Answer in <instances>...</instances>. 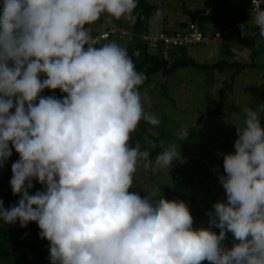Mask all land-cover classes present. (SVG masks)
I'll list each match as a JSON object with an SVG mask.
<instances>
[{"label": "clouds", "instance_id": "obj_1", "mask_svg": "<svg viewBox=\"0 0 264 264\" xmlns=\"http://www.w3.org/2000/svg\"><path fill=\"white\" fill-rule=\"evenodd\" d=\"M136 8L137 0L0 3V167L12 149L19 154L9 181L19 199L8 208L0 200V222H36L50 264H264V104L242 110L235 151L222 154L226 202L214 203L208 227H193L183 200L130 191L138 162L153 170L183 162L178 141L189 130L178 129L154 161L129 144L142 120L160 121L143 109L144 77L127 51L97 46L86 25L101 16L135 24ZM239 27L264 40V7ZM33 180L43 190L30 195ZM229 232L235 242L225 248Z\"/></svg>", "mask_w": 264, "mask_h": 264}, {"label": "rangeland", "instance_id": "obj_2", "mask_svg": "<svg viewBox=\"0 0 264 264\" xmlns=\"http://www.w3.org/2000/svg\"><path fill=\"white\" fill-rule=\"evenodd\" d=\"M147 1L162 6L161 9L151 15L148 29V33L151 35L158 34L166 29H178V24L186 22L193 11L204 10L211 14L217 13L221 4V0ZM123 24V18L112 20L101 16L100 20L92 25H86V27L90 32L94 33L104 30L109 25L122 27ZM200 29L208 37L212 38L216 31L222 33V37L220 40H210L206 44L189 45L186 52L196 62L210 64L219 59H224L227 62H237L241 65L249 64L253 61L254 66L237 70L234 75L232 89H226L221 93V87L230 81V77L235 70L217 71L200 70L192 67L178 68L168 78L165 94L160 88L162 78L160 72L151 77L149 84L139 86L138 92L141 96L144 111L155 115L160 123L157 126H151L142 120L139 126L144 131L137 126L135 132L132 133L133 138L129 141L130 146L140 142L141 146L150 152L153 147L163 149V147L176 139L175 133L178 129L189 128V130L188 137L178 141L183 162L177 160L173 162L169 169L165 167L156 170H153L151 166L145 168L144 161L138 162L130 191H136L143 196L156 190L157 194H163L166 198V194L160 189V186L164 184L172 189L176 183L178 184L176 192L180 200H183L191 210L199 209L202 212L209 213L212 211L216 201L226 202L225 191L219 179L214 185H210V189L205 188L208 185V181L199 188H196L195 185L204 176V169L209 168L211 164H215V162H211V157L214 154H221L220 157L223 160L222 141L232 130L236 129V125H243V108L245 106L255 108L256 104L264 103V51L256 54L252 59L250 50L238 44L235 35L231 31L226 32L222 24L203 23L200 24ZM251 32L256 35L258 40H261L258 28H254ZM113 41L126 50V41L125 39L122 40V38L113 37L110 40H102L97 46ZM163 48L165 56L174 57L180 53L178 48ZM158 49H160L158 45L149 44L150 53L155 54ZM40 78L43 80L46 75L40 74ZM52 91L53 89H44L40 95H48ZM65 95L66 93H61L60 91L61 98ZM221 97L220 114L201 117L202 113L215 110L220 103ZM10 112H14V109H11ZM237 138L238 136L229 141L225 153L235 151L234 142ZM155 156L150 159L154 161ZM9 159L3 167H0V180L6 173ZM191 165L194 166L197 173L191 174L192 171L186 170ZM210 168L213 169V167ZM222 174H224V171L221 172ZM209 181H212V179L210 178ZM33 184L38 183L33 180ZM38 190H43V186L33 187L29 190V194H34ZM1 192L2 190H0ZM9 205L11 204L4 203L5 208H8ZM208 222L206 216H202L197 219L193 227H208ZM3 225L11 229L21 227L19 221L15 224ZM28 225L39 229L36 222H29ZM212 230L217 234L219 233V230L215 227ZM234 242L233 236L229 232L226 233V237L221 244L225 248H230ZM5 248L15 255L25 253L22 246L15 248L8 243ZM9 259L11 264L22 262L21 259L18 260L17 257L13 256ZM0 264H8L7 259L0 257ZM201 264H210V262L205 260Z\"/></svg>", "mask_w": 264, "mask_h": 264}, {"label": "trees", "instance_id": "obj_3", "mask_svg": "<svg viewBox=\"0 0 264 264\" xmlns=\"http://www.w3.org/2000/svg\"><path fill=\"white\" fill-rule=\"evenodd\" d=\"M0 3H2V0H0ZM161 8L162 6L160 4L157 5L152 4L147 0H137V8L134 11V15L136 16L135 24H130L127 20L124 19V24L121 27V28H125L131 33L130 39L126 36L124 37L119 35H110L108 38L105 39V40H110L113 37L117 39L122 38V40L125 39L126 51L128 56L131 58L135 66V69L143 74L144 80L141 86L149 84L151 81V77L154 74L160 72L162 76L160 81V88L163 90V94H165L168 78L171 75H173L178 68L181 67H192L200 70H217V71L235 70L230 77V81L225 83L221 87L220 89V93H221L226 89L229 90L232 89L234 75L237 70H242L245 67L254 66L253 61L249 64L241 65L237 62H227L224 59H219L216 62L210 64L198 63L187 54L186 50L188 47L168 46L165 45L162 41H158L157 43L153 44V45H158L160 48L158 49L157 53L155 54L150 53L149 44L151 43L141 39V36L151 35L148 33L151 15L154 12H157ZM249 8H250V4L248 0H221L220 9L217 13L211 14V13H207L204 10L193 11L190 13V16L186 22H180L178 24V29H166L160 33L171 34V33L183 31L191 22L196 23L199 29H200V24L203 23L222 24L226 32L231 31L235 35L236 42L238 44L250 50L251 52L250 57L253 59L256 56V54L264 51V40H258L256 35L252 34L251 31L255 27L249 28L247 30L246 35L241 36V29L239 26L242 23L245 24V26H247ZM109 27H118V26L109 25L105 27L104 30L108 29ZM94 33H98V32H94ZM163 47L178 48L180 53L174 57L165 56L163 53L164 51ZM221 100L222 97L220 98V103L215 110L202 113L201 117L220 114L221 106H222ZM260 122H261V126L264 127V113H261ZM138 128L144 131V129L139 125ZM237 136H238L237 131L236 129H234L230 134H228L224 138V140L222 141V148H223L222 154L226 152V147L228 146L229 141ZM9 147L11 148V143H9ZM161 150L162 149L153 147V150L150 152L151 153L150 158L156 155ZM220 156L221 154L216 153L214 154L213 157H211V162L213 163L215 162V164H211L210 167H213V169L215 168L216 170L213 171V169L210 167L204 169V176L199 181V183L195 185L196 188L203 186L208 181V185H206L205 188L210 189V185H214V183L218 180L219 175H221V172L224 171V170L222 171L223 160L221 159ZM18 159H19V154L16 153L14 149H12V155L10 156L9 165L7 167L6 173L0 180V188H1L0 190H2V192L0 193V200H2L4 203L7 204H14L19 199L18 196H14L12 194L9 183L12 176L11 165L13 162H15ZM186 170L192 171L191 174L197 173L196 169L192 165ZM210 178L212 179V181H209ZM7 184L9 185L7 186ZM33 185L34 187L42 186L39 183ZM177 185L178 184L175 183L174 187L171 189L167 185L162 184L160 186V189L163 192H165L166 198H169L171 200L172 199L180 200V197L176 192ZM6 188H8V190H6ZM189 210L193 216V225L195 224L197 219L202 216H206L207 220L209 221L208 213L202 212L199 209L191 210L189 208ZM40 231L41 230L32 227L31 225H27V227L11 229L3 225L2 222H0V257L7 259L8 264H11L9 259L11 256L17 257L18 260L21 259L22 262L17 264H36V263L50 264V261L48 259L49 241L39 237L38 233ZM8 243L13 245V247L15 248L22 246L25 250V253L22 255H15L14 253L7 251L5 245Z\"/></svg>", "mask_w": 264, "mask_h": 264}, {"label": "built area", "instance_id": "obj_4", "mask_svg": "<svg viewBox=\"0 0 264 264\" xmlns=\"http://www.w3.org/2000/svg\"><path fill=\"white\" fill-rule=\"evenodd\" d=\"M250 4L249 8V16H248V21L249 19L255 14L256 10V5H260L261 7H264V0H248ZM247 21V22H248ZM91 36L98 41L97 45L102 40H105L108 38L110 35H119V36H126L130 39L131 33L126 30L125 28L121 27H109L108 29L98 32V33H91ZM222 36V33L220 32H215L214 36L208 37L205 35V33L199 29V27L196 25V23L191 22L188 24V26L180 32L176 33H159L158 35H142L141 39L144 41H147L151 44H155L158 41H162L165 45L168 46H186L188 47L189 45L192 44H197V43H208L210 40H219ZM49 95H54L57 98H61L60 96V90L59 89H54L50 94L44 95V96H49ZM38 103V101H37Z\"/></svg>", "mask_w": 264, "mask_h": 264}]
</instances>
